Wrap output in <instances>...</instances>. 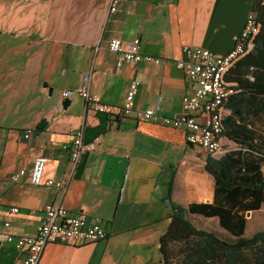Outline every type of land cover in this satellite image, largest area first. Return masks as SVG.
Returning a JSON list of instances; mask_svg holds the SVG:
<instances>
[{"label": "crops", "instance_id": "1", "mask_svg": "<svg viewBox=\"0 0 264 264\" xmlns=\"http://www.w3.org/2000/svg\"><path fill=\"white\" fill-rule=\"evenodd\" d=\"M259 4L118 0L109 12L108 0H0V234L34 235L46 206L57 203L70 215L99 218L108 235L83 245L48 244L38 264H163L159 239L170 222V203L210 204L214 179L204 167L207 157L238 150L228 136L232 127L242 121L261 131L264 116L253 118L252 109L236 101L231 106L242 111V119L223 107L215 113L226 128L221 151L208 156L186 143L182 129L122 116L129 84L139 82L134 110L180 114L181 98L192 86L174 61L185 58V47L228 53ZM136 38L142 54L168 64L117 67L109 42L125 45ZM85 75L89 93L109 107L106 112L88 109L80 98ZM80 130L82 142L96 149L81 154L71 169L70 147ZM38 156L47 160L44 178L68 181L62 197L26 179L8 180L19 170L29 171ZM171 177L169 200L165 186ZM23 256L22 250L0 243V264H21Z\"/></svg>", "mask_w": 264, "mask_h": 264}, {"label": "built area", "instance_id": "2", "mask_svg": "<svg viewBox=\"0 0 264 264\" xmlns=\"http://www.w3.org/2000/svg\"><path fill=\"white\" fill-rule=\"evenodd\" d=\"M117 3L118 0H108L109 12L116 10ZM258 31L256 11H251L246 16L242 30L234 37L233 47L228 53L218 55L199 47L183 49L185 58L174 61L173 64L190 83L192 90L190 94L181 98L180 114L162 116L155 109L134 110L133 103L139 89V82L132 81L121 109L122 116L134 117L172 129H182L188 145L201 148L208 156H215L221 151L220 138L223 130V118L215 120V113H221L224 105L236 93L234 88L225 82V75L251 50ZM140 44L137 38L125 45L114 39L109 42L108 50L117 55V67H120L122 63H145L164 68L168 64L169 61L166 59L142 54ZM78 94L88 109L106 112L109 108L101 103L97 96L89 93L87 75L83 77V85ZM95 149L94 143L82 142L81 130L77 132L70 147L71 169H74L81 154ZM46 162L44 156H38L33 160L29 171L19 170L10 175L8 180L11 183H20L22 179H26L29 185L51 188L62 197L66 192L68 181L44 178ZM3 179L0 173V182ZM12 212H16V209H12ZM107 235L106 228L99 218L89 217L83 212L70 215L56 203L46 206L44 219L35 228L34 235L15 237L0 234V243L6 242L22 250L24 256L21 264H38L41 253L48 244L83 245L103 241Z\"/></svg>", "mask_w": 264, "mask_h": 264}, {"label": "trees", "instance_id": "3", "mask_svg": "<svg viewBox=\"0 0 264 264\" xmlns=\"http://www.w3.org/2000/svg\"><path fill=\"white\" fill-rule=\"evenodd\" d=\"M256 10L258 34L251 50L226 73L225 82L235 94L224 105L241 118L242 111L231 105H247L253 118L264 116V0ZM248 111L245 112V115ZM223 136L226 131L222 121ZM228 136L238 147L219 159L207 157L205 170L214 179L210 204L182 207L170 203L171 217L160 237L163 264H264V230L245 236L246 214L264 205V137L260 129L240 124ZM173 177L166 183L165 196L170 200ZM217 220L227 237L196 228L191 216Z\"/></svg>", "mask_w": 264, "mask_h": 264}, {"label": "rangeland", "instance_id": "4", "mask_svg": "<svg viewBox=\"0 0 264 264\" xmlns=\"http://www.w3.org/2000/svg\"><path fill=\"white\" fill-rule=\"evenodd\" d=\"M260 132L264 137V128H262ZM190 221L196 228L212 232L220 238L227 237L219 228L217 220L215 219H190ZM262 230H264V206L259 211L253 212L249 217H246L245 236H251Z\"/></svg>", "mask_w": 264, "mask_h": 264}, {"label": "water", "instance_id": "5", "mask_svg": "<svg viewBox=\"0 0 264 264\" xmlns=\"http://www.w3.org/2000/svg\"><path fill=\"white\" fill-rule=\"evenodd\" d=\"M62 105H63V106H65V105H66V101H64V102L62 103ZM250 214H251L250 212H249V213H247V214H246V217H249V216H250Z\"/></svg>", "mask_w": 264, "mask_h": 264}, {"label": "bare ground", "instance_id": "6", "mask_svg": "<svg viewBox=\"0 0 264 264\" xmlns=\"http://www.w3.org/2000/svg\"><path fill=\"white\" fill-rule=\"evenodd\" d=\"M215 120H218V119H215Z\"/></svg>", "mask_w": 264, "mask_h": 264}]
</instances>
